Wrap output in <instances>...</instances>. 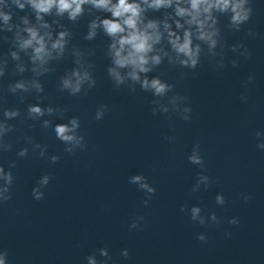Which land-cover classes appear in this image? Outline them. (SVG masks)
<instances>
[{"label": "clouds", "instance_id": "9594fccd", "mask_svg": "<svg viewBox=\"0 0 264 264\" xmlns=\"http://www.w3.org/2000/svg\"><path fill=\"white\" fill-rule=\"evenodd\" d=\"M12 4L21 11L29 8L34 22L24 15L19 17L18 23H12L13 14L0 10V43L8 46L7 52L0 54V81L11 72L12 76L19 78L7 84L6 93L16 97L20 105L25 104L29 96H34L36 102L27 103L22 111L19 106L6 107L7 95L0 94V155L13 151L14 144L10 137L17 131V126L11 122L16 120L21 123L39 122L41 129H51L68 155H76L88 148L86 137L81 132L80 118L73 116L67 122L55 123L53 118H65L68 106L46 103L48 96L43 78L55 73V65L68 54L73 57V67L58 77L57 91L80 97L86 96L97 86L96 64L90 59L95 56L96 50H82L73 46L69 52L72 33L58 18L66 17L75 24L85 16L86 11L89 15L93 11L107 14L104 17L95 15L88 21L83 39L93 41L101 32L109 39L104 55L108 60L106 73L114 88L119 90L126 86L129 93L135 94L138 86L141 91L151 93L153 115L174 114L185 122L192 119L190 97L176 91V84L168 82L164 73H152L162 65L195 73L205 57L216 70H223L227 66L226 49L246 60L252 56L251 50L243 42L229 45L225 34L241 32L251 23L255 12L254 0H12ZM162 9L165 10L162 19L147 15L149 11L160 12ZM46 17L54 19L49 22ZM246 35L254 39L257 34L249 27ZM230 63L234 68L239 66L238 59H231ZM187 74L182 71L179 76L183 79ZM254 80V74H250L244 81V92L240 97L243 102L247 101L248 85ZM107 111V105H99L94 119H104ZM168 119L171 121L172 116L169 115ZM169 126L173 127L171 123ZM28 127L31 129L34 124H28ZM255 135L261 141L257 147L264 150V133L257 131ZM164 139L171 144L176 142L175 136H165ZM23 142L27 146L16 152L18 158L28 157L31 149L33 154L47 159L51 164L59 162L60 156L48 155V145L37 142L34 136L24 133ZM187 159L199 169L192 193L202 189L207 191L213 183L218 182L206 174L199 140L194 142ZM16 167L17 160L10 161L7 168L0 164V205L13 199L16 180L13 169ZM51 180L52 176L47 173L39 178L31 193L34 200L44 199L43 190ZM128 183L136 185L145 194L142 203L148 207L156 193L148 178L136 174L128 178ZM241 195L244 200L251 199L249 195ZM215 203L218 206L226 204L223 193L216 195ZM180 212L201 226L220 225L222 222L214 211L204 214L199 205L189 207L184 204ZM143 222L142 215L135 216L128 225L129 231L138 229ZM228 223L236 225L239 220L233 217ZM197 239L207 242L204 233H198ZM120 254L125 260L129 258L127 248L122 249ZM112 259L107 247L99 248L85 257L86 264H109ZM0 264H10L6 249L0 250Z\"/></svg>", "mask_w": 264, "mask_h": 264}]
</instances>
